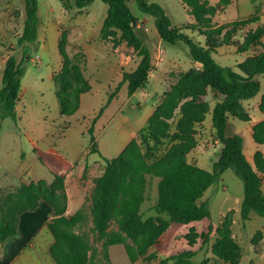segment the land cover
Masks as SVG:
<instances>
[{"label":"rangeland","instance_id":"obj_1","mask_svg":"<svg viewBox=\"0 0 264 264\" xmlns=\"http://www.w3.org/2000/svg\"><path fill=\"white\" fill-rule=\"evenodd\" d=\"M70 1L65 0L68 4ZM149 1L161 4L172 23L180 26L194 41L203 44L201 31L211 32L213 40L219 44L212 56L221 65L236 67L246 56L264 49L262 44H255L247 51L239 49L247 33L257 26L256 22H243L251 16L259 17L260 5H251L256 0H240L242 12L247 13L240 12L237 0H208L216 9L207 14L209 23L205 27L200 25V31L187 27L194 19L180 0ZM127 3L138 17L137 31L151 50L155 64L143 87L128 95L126 83L122 84L100 115V108L121 80L123 70H132L138 61L134 48L118 40V30L102 38L100 27L107 4L93 0L79 9L74 5L65 8L62 0H38L37 38L19 44L17 39L25 19L24 0H0V86L2 59L11 53L18 57L24 52L29 55L24 61L16 119L0 109V201L7 194L15 197L23 183L34 185L44 180L49 184L58 174L62 186L58 181L53 183V198L60 201L65 216L81 211L80 219L71 229L88 237V255L95 264H159L162 259L186 249L195 251L190 264H230L212 252L219 231H227L238 243V264H264V216L252 212L248 220H242L240 205L244 186L233 168H227L204 192L202 199L208 201L210 219L177 226L170 222L166 212L158 210L159 178L151 169L162 166L171 157L172 147L180 142L176 123L180 118V106L187 98L176 105L172 115H161L160 121L153 122L158 138L151 136L144 141L140 129L146 126L180 75L197 69L198 65L191 59L186 44L181 41L170 44L159 38L154 17L144 13L136 0ZM260 25L264 32V24ZM61 40H64L69 60L81 68L90 85L77 100L75 88L66 93L68 107H74L70 114L61 112L55 93L57 86L52 79L53 73L61 71ZM258 77L261 81L259 92L243 101L249 121L230 117L228 128V133L242 135L244 152L251 162L257 151L255 145L264 151V144L252 138L253 125L264 119L259 109L264 94V75ZM203 99L208 101L210 108L215 102L209 91ZM91 125L104 157L113 158L130 140L136 141L133 153L137 169L121 174L119 187L113 191L116 201L102 231L94 223V200L97 179L106 163L99 153L90 152L88 128ZM192 133L194 145L186 153V160L211 170L221 142L212 128L210 110L202 121L193 125ZM67 209L71 210L68 214ZM135 209L142 221L150 219L154 226L134 224L129 228L125 219ZM209 223L212 228L208 240L204 241L201 233L208 231ZM111 232H119L123 242L106 245V237ZM126 245L135 254L134 260L129 258ZM165 264L174 262L167 260Z\"/></svg>","mask_w":264,"mask_h":264},{"label":"trees","instance_id":"obj_2","mask_svg":"<svg viewBox=\"0 0 264 264\" xmlns=\"http://www.w3.org/2000/svg\"><path fill=\"white\" fill-rule=\"evenodd\" d=\"M62 1L65 8L74 5L81 9L93 0H71L70 4L65 0ZM101 1L107 4V12L100 27L102 38L106 39L114 32L113 30H118V40H123L134 48L138 61L132 70H123L121 80L100 108L98 113L100 115L122 84L126 83L128 95H132L143 87L155 64L151 50L137 31L138 17L128 5V0ZM180 1L187 10V14L194 19V22L188 23L187 27L200 31V25L203 27L208 25L210 17L207 14L216 9L215 5H211L208 0ZM136 2L144 13L154 17L159 38L170 44L177 41L186 44L191 59L198 65L197 69L192 68L180 75L176 85L149 117L146 126L140 129L144 141H148L151 136L158 138L157 128L153 126V122L160 121L161 115H172L176 105L183 98H187L180 106V118L176 123V136L180 142L172 147L171 157L162 166L151 169L152 174L159 178L157 182L158 210L166 212L170 222L177 226L210 219L208 201L202 199L204 192L227 168H233L242 179L244 186L240 205L242 220H248L252 212L264 216V190L262 189L264 151L257 149L251 162L244 152L242 135L238 132L228 133L230 117L243 121L250 119L243 101L252 98L260 90L261 81L258 76L264 75V49L246 56L236 64V67L221 65L212 56V52L217 51L219 44L215 43L211 32L201 31L204 35V43L200 44L182 31L180 26L174 25L165 8L158 2L149 0H136ZM24 8L23 28L17 39L19 44L35 41L38 34V0H24ZM257 20L259 17L255 15L243 19V22L250 23ZM262 36L264 32L259 24L247 33L239 47L240 51H247L253 45L261 44ZM60 42L59 52L63 58L61 71L53 73L52 79L57 86L55 93L60 102L61 112L70 114L74 107H68L66 93L75 88L77 100L78 95L87 91L90 85L81 68L69 60L63 46L64 40ZM28 59L29 55L26 52L20 57L14 53L9 54L1 73L0 109L14 120L17 117L16 102L20 95L21 77L25 70L24 61ZM208 91L215 98L211 108L208 101L203 99ZM76 104L77 102L75 106ZM259 109L264 113V94L261 97ZM209 110L212 128L221 142L218 158L213 162L211 170L188 162L185 158L188 150L194 145L192 127L196 122L202 121ZM93 131L94 127L91 125L88 128L90 152L99 153L106 163L104 172L97 179V197L94 200V223L102 231L106 227V219L109 218L116 201L113 191L119 187L121 174L132 173L137 169L133 153L136 141L130 140L117 156L107 158L103 156L95 142ZM252 138L256 143L264 144V119L253 125ZM54 178L55 180L49 184H46L44 180L34 185L23 183L15 197L11 194L3 197L4 200L0 201V242L17 234L16 223L22 211L33 209L40 199H44L52 205L54 214L58 215L49 224L54 235L50 253L56 263L95 264L88 255V237L75 233L71 229V226L80 219L81 211H76L69 217L63 215L64 207L60 201L53 198V183L58 181L62 186L61 176L56 174ZM136 209L126 216V225L129 228L134 224H139L141 227L154 226L150 219L142 221ZM211 228L212 225L209 223L208 231H202L201 237L204 241L208 240ZM219 232L220 236L214 242L212 252L230 264H238L240 259L238 243L228 235L227 231ZM123 240L119 232H111L107 235L105 244L112 245L121 243ZM125 247L129 258L134 260L135 254L130 250V246ZM194 254V250L186 249L162 259L159 264H165L167 260H173L174 264H190Z\"/></svg>","mask_w":264,"mask_h":264},{"label":"crops","instance_id":"obj_3","mask_svg":"<svg viewBox=\"0 0 264 264\" xmlns=\"http://www.w3.org/2000/svg\"><path fill=\"white\" fill-rule=\"evenodd\" d=\"M254 2L251 3L252 6L257 3L261 7L260 11L258 10L260 15L256 25L264 24V0ZM237 3L240 12L247 13V11L242 12L240 0H237ZM87 41L89 42V40ZM261 44L264 47V36L261 37ZM5 59H2L1 70ZM261 148L255 145L254 149ZM70 211V209H67L66 213L68 214ZM57 216V214H54L52 205L44 199H40L33 209L22 211L18 215L16 223L17 234L9 237L4 242H0V264H57L50 253L54 235L49 227V224Z\"/></svg>","mask_w":264,"mask_h":264}]
</instances>
